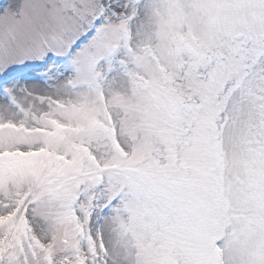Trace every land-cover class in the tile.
I'll return each mask as SVG.
<instances>
[{"label": "snow or ice", "instance_id": "6c2138e0", "mask_svg": "<svg viewBox=\"0 0 264 264\" xmlns=\"http://www.w3.org/2000/svg\"><path fill=\"white\" fill-rule=\"evenodd\" d=\"M0 264H264V0H0Z\"/></svg>", "mask_w": 264, "mask_h": 264}]
</instances>
